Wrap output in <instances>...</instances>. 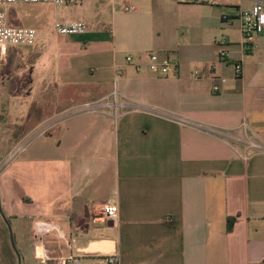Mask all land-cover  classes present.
Wrapping results in <instances>:
<instances>
[{
  "label": "crops",
  "instance_id": "crops-1",
  "mask_svg": "<svg viewBox=\"0 0 264 264\" xmlns=\"http://www.w3.org/2000/svg\"><path fill=\"white\" fill-rule=\"evenodd\" d=\"M252 1L31 4L36 43L0 50V264H264V31L245 49L236 18ZM73 20L86 31L52 29Z\"/></svg>",
  "mask_w": 264,
  "mask_h": 264
},
{
  "label": "built area",
  "instance_id": "built-area-1",
  "mask_svg": "<svg viewBox=\"0 0 264 264\" xmlns=\"http://www.w3.org/2000/svg\"><path fill=\"white\" fill-rule=\"evenodd\" d=\"M77 0H0V50L4 51L8 45H34L37 39V31L34 27L28 26H16L9 24L7 20V13L2 7L6 4H14L18 2H41V3H52L56 6L75 2ZM190 2L197 3H208L216 4L219 0H187ZM237 19L240 23V33L242 36V44L245 49H250L253 44V38L255 35L260 34L264 31V0H253L252 3L247 7H239L237 9ZM223 19L227 16L223 15ZM52 29L59 35L66 34H78L83 33L87 29V24L83 20H73L68 22L54 21L52 23ZM226 38L223 37L219 40V43H225ZM148 69L152 72L167 75L177 71V61L175 58L170 56H160L155 50H148L143 54ZM218 58L220 60H226L228 58V51L225 49L218 50ZM126 60L131 62L135 68L140 67L138 61L133 60L131 55L126 56ZM234 70L236 74H240L242 65L240 61L233 62ZM223 80V79H222ZM213 91L218 90V85L213 84ZM112 97L117 99V92H113ZM120 97H124L121 95ZM114 116H117L116 111L113 112ZM188 122V121H187ZM27 138L22 139L9 151L6 160H11L17 156V154L24 148ZM249 147L254 148L264 153V143L249 142ZM101 216L111 219H116L118 213V206L115 202H108L100 208ZM46 227H50L45 225ZM119 259L117 254H113L105 257L107 263H115ZM78 262L74 255H69L59 259V264H71Z\"/></svg>",
  "mask_w": 264,
  "mask_h": 264
},
{
  "label": "rangeland",
  "instance_id": "rangeland-1",
  "mask_svg": "<svg viewBox=\"0 0 264 264\" xmlns=\"http://www.w3.org/2000/svg\"><path fill=\"white\" fill-rule=\"evenodd\" d=\"M15 4H16V7H15ZM31 4H32V6L37 7L39 4H44V3H41V2H35V3L22 2V3L6 4V5H2V7L5 8L7 11V13H8L7 17H9L10 15H12L15 12H20L22 18H21V20L15 22V23L17 25H20V26L28 27V26H31ZM49 4H52V3H49ZM53 6L55 7L56 5L52 4V6L50 8H46V9H44V11L46 13H53V11H54ZM37 10H38V7L34 11H37ZM35 25L37 28L43 27V25L41 23H38V22ZM40 110H43V105H41V109H39V111ZM35 112H36V109L34 108V105L31 102V116H36Z\"/></svg>",
  "mask_w": 264,
  "mask_h": 264
},
{
  "label": "trees",
  "instance_id": "trees-1",
  "mask_svg": "<svg viewBox=\"0 0 264 264\" xmlns=\"http://www.w3.org/2000/svg\"><path fill=\"white\" fill-rule=\"evenodd\" d=\"M233 220H234L233 217H229L228 218V221H227V229H230L232 227Z\"/></svg>",
  "mask_w": 264,
  "mask_h": 264
}]
</instances>
